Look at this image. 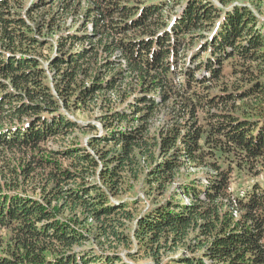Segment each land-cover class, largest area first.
Masks as SVG:
<instances>
[{"label":"trees","instance_id":"obj_1","mask_svg":"<svg viewBox=\"0 0 264 264\" xmlns=\"http://www.w3.org/2000/svg\"><path fill=\"white\" fill-rule=\"evenodd\" d=\"M148 1L90 0L84 16L92 27L54 45L43 32L54 31L57 17L37 26L27 20L46 2L25 17L12 10L19 0H0V153L8 160L0 182L42 185L38 197L0 186V228L15 236L13 248H0V264H128L117 252L76 249L89 239L81 225L90 219L103 243L122 239L132 219L130 202L116 204L115 192L90 175L101 164V178L119 189L136 159L159 156L154 183L188 164L208 167L206 182L181 185L189 202L153 203L138 236L185 241L195 233L182 264H264V187L230 189L236 171L253 176L264 161V19L235 0ZM55 2L57 16L81 4ZM169 2L181 7L173 17ZM101 93L110 96L105 134L90 141L98 149L65 145L59 156L69 164L47 154L50 139L79 127L67 113L71 101L76 107ZM111 94L127 104L116 109ZM161 109L169 122L152 132L149 120ZM240 109L252 116H238Z\"/></svg>","mask_w":264,"mask_h":264},{"label":"rangeland","instance_id":"obj_2","mask_svg":"<svg viewBox=\"0 0 264 264\" xmlns=\"http://www.w3.org/2000/svg\"><path fill=\"white\" fill-rule=\"evenodd\" d=\"M43 1L46 2V4L36 10L37 4L43 3ZM52 1L53 0H19V3L12 4V10L13 12L15 11L19 14L21 13L25 15V17H28L30 9H35L36 11H32V17L27 18V20H29L31 24L35 26H37V23H44L45 21L53 19V15L54 17H57L55 20H53L54 23H56L53 26L54 31L50 33L51 29H48V32L46 30L43 32L44 36H48L51 40H53L55 45L56 39L62 34L65 35L71 31H75L76 29L81 28L84 24L88 25V22L90 21H87V17L84 15L87 14L86 12L90 7V0H81L80 6L72 16V13H70V16L65 14L63 15V13H60L59 16L55 15V11L58 10L59 6L58 2L52 4ZM161 1L164 2L165 0H149L148 4ZM214 2H216V0H214ZM234 2H236V4L246 5L256 17L264 19V0H235ZM172 6L173 3L169 2V8L167 7L166 13L173 17L175 14H177L178 10H181V7L176 5V7L172 9ZM88 27L90 29L92 25L89 24ZM46 52L48 51H45V53ZM49 52L53 53L54 51L49 50ZM226 68L228 69L229 67L227 66ZM89 82L90 80L87 79L85 84H89ZM215 90L218 93H220L219 91H222L219 90V88H216ZM105 96L109 97L110 94L101 93L97 100L87 103L79 101V106L76 105V107H80L79 109L75 107L73 103L75 101H71L73 105L71 109L69 108L67 110L63 107L65 110H67L70 118L79 124V127L57 138L50 139L47 143V147L50 149V151H47V154L58 156V160L64 162L65 164H69V160L63 159L59 156V151H61L60 149L65 145L75 143L77 145H85L90 147L91 151L93 152L95 149L97 150L98 147L94 148V145L90 141L93 137L100 139L105 134L104 128L102 126V121L104 120L103 118L105 117V113L108 110V101L103 100ZM111 97L113 99L112 105L116 109H121L127 104V102H123L122 100L120 101L116 95L111 94ZM166 110L161 109L149 120V125L152 132L157 133L163 126L168 124L169 115L168 110ZM251 114L252 113L250 111L247 112L242 109L237 111L238 116H252ZM134 124L138 123L134 122ZM109 147L110 145H107V148L104 149H108ZM99 148H103V145L99 146ZM1 155L2 154L0 153V174L4 177L7 175V166H2V164L6 163L8 160H6V156L2 157ZM16 158L17 166H22L25 164V161H23L22 158L19 159L18 156ZM161 160L162 158L160 156L158 157V160L152 159L150 157L147 159H136L134 163L130 164V166H132L131 169L122 174L121 180L119 181V189L112 187V184H106L101 178V173L99 174L103 168L101 164H99L98 168L96 167L97 169L95 172L90 175L91 179L102 185L105 189H108L109 191L111 189L112 193L115 192V194L113 193L115 195L114 197L116 200H119V202L116 204L122 205L130 202L128 210L132 213V219L125 220L126 226L121 228V231L123 232L122 239L119 240L111 237L110 240L104 243L103 241H106L104 240L105 236L104 238L100 237L102 230L98 229L97 223L95 221H91L90 219V223L87 222L85 225H81V230L83 231L82 233L89 239L85 240L83 246L81 245L82 247L78 246L76 249L79 247L87 249L94 248L95 250L97 248H103L109 252H117L119 256L128 264L183 263L182 259L190 254L188 249L189 242L198 240V238L195 236V233L190 235L185 241H177L174 240L172 236H170L168 239L162 238L158 242H151L149 238H140L138 236V221L141 217V214H143L145 210L152 206L153 203H163L171 196L182 198L186 202H189L187 201L188 199H186V197L182 194L183 189L181 185L185 183V181L198 180L199 182H206L205 176L209 169L208 167H194V165L188 164L187 167H184L175 173L174 177L166 176L163 181L154 183L155 176H153L152 170L156 163ZM258 169L259 173L253 174V176L246 172L236 171L232 177L230 187L231 191L234 194H242L244 190L250 189L251 185L257 181L260 182L264 187V161L259 164ZM39 184L41 183L35 182L34 186L30 187L27 184L26 178H24L22 181L19 180L16 184H10V182L6 181L0 182V186H3L4 188L2 187V189L4 190H7V186L14 185L25 189L27 193L36 197H38L40 194L39 187H42V185ZM70 217L73 218V215H70ZM13 237H15L13 233L0 228V248H4V246L8 247V249L13 248L15 244Z\"/></svg>","mask_w":264,"mask_h":264}]
</instances>
